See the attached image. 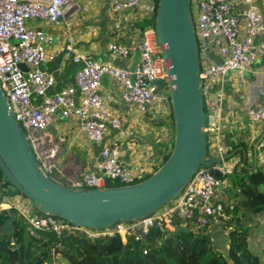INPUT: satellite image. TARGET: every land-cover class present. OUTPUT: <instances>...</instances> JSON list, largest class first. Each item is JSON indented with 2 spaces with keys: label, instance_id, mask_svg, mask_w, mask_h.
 Listing matches in <instances>:
<instances>
[{
  "label": "built area",
  "instance_id": "built-area-1",
  "mask_svg": "<svg viewBox=\"0 0 264 264\" xmlns=\"http://www.w3.org/2000/svg\"><path fill=\"white\" fill-rule=\"evenodd\" d=\"M192 2L197 7L194 25L206 114L207 157L213 160L210 167L201 165L165 209L105 229L85 228L51 214L36 213L34 205L20 198L0 203V210L14 208L29 222V235L38 237L42 230L55 231L59 235L85 231L94 238L119 233L125 242L126 236L143 239L154 226L170 227L174 216L202 227L210 226L223 215V204L215 199L221 179L211 169L226 175L242 164L232 161L225 151L222 121L228 113L222 83L230 72L243 74L248 71L256 58L264 53V43L255 41L258 35L264 34V16L253 0ZM238 3H245L247 7L237 11ZM157 4L156 0H113L112 10L133 9L154 15ZM79 9V3L74 0H0V85L40 168L52 180L74 189L104 188L109 181L120 185L134 184L145 175L144 172H153L155 167L149 164L145 168L139 165L131 168L121 161V136L126 121L114 113L111 95L102 92V79L109 77L120 98L134 104L139 111L147 112L159 106L171 109L170 99L162 92L161 85L162 80L166 82L160 54L162 45L151 28L141 39L136 63L128 66L119 62L130 59L129 45L111 40L107 45L108 58L94 59L75 50L76 36L68 31L63 45L64 57L81 66L75 74V85L50 93L55 85V75L43 65L55 58V37L34 22L59 25ZM260 94L261 102L246 109L251 122L264 120V88ZM33 95L39 97L38 103L33 100ZM57 112L64 118H77L80 130L91 143L100 144L111 132H117L102 146L91 168L78 171L71 158L61 160L65 138L55 136L50 130Z\"/></svg>",
  "mask_w": 264,
  "mask_h": 264
},
{
  "label": "crops",
  "instance_id": "crops-1",
  "mask_svg": "<svg viewBox=\"0 0 264 264\" xmlns=\"http://www.w3.org/2000/svg\"><path fill=\"white\" fill-rule=\"evenodd\" d=\"M74 1L79 3L80 9L75 14L65 17L59 25L54 26L44 21L34 22V25L46 29L55 37L53 46L55 58L43 65L45 70L55 75V85L50 93L75 85V74L81 66L80 63L64 57L63 45L68 31L76 36L75 50L88 54L94 59L108 58L107 45L111 40L117 39L129 45L130 59L119 64L133 66L139 55L141 39L151 29L142 28L144 16L150 14L133 9L113 12V0ZM253 4L264 16V0H253ZM246 7L245 3L236 5L237 11ZM243 23L242 16V27ZM255 41L264 43V34L258 35ZM262 71H264V53L256 58L248 71L243 74L230 72L222 83L225 111L228 113V117L222 121L225 151L232 161L241 162V166L245 168L242 170L240 167L235 172L227 174L221 180L215 194V199L223 204L224 211L222 216L208 226V230L214 244L222 250L227 247L228 229L222 228L221 223L236 214L244 215V221L250 226L247 240L251 250L261 254L264 248V209L253 213L244 208L240 202V187L237 182L238 172L241 176L255 167L264 170V120L251 122L246 113L249 105L261 102L260 92L264 88ZM102 92L111 95L114 113L122 116L126 121L121 136V161L131 168L138 165L145 168L149 164L155 166L174 139V121L170 115V108L168 112L163 109L160 111L155 107L147 112L139 111L134 104L125 103L120 98L115 83L109 77L102 79ZM33 100L38 103L40 99L33 95ZM50 130L55 136L65 138L60 158L62 161L71 158L78 171L91 168L99 157L102 146L117 135V132L113 131L103 139L102 143H91L80 130L77 118H64L59 112L53 115ZM233 145L234 149H232ZM16 198L25 200L20 195H16L14 199ZM54 264H68V262L57 256Z\"/></svg>",
  "mask_w": 264,
  "mask_h": 264
},
{
  "label": "water",
  "instance_id": "water-1",
  "mask_svg": "<svg viewBox=\"0 0 264 264\" xmlns=\"http://www.w3.org/2000/svg\"><path fill=\"white\" fill-rule=\"evenodd\" d=\"M155 33L174 121L173 148L150 176L134 184L74 189L40 168L0 85V168L41 213L90 229L143 218L171 201L207 160L206 114L192 0H158ZM21 67L26 69L24 64Z\"/></svg>",
  "mask_w": 264,
  "mask_h": 264
},
{
  "label": "trees",
  "instance_id": "trees-1",
  "mask_svg": "<svg viewBox=\"0 0 264 264\" xmlns=\"http://www.w3.org/2000/svg\"><path fill=\"white\" fill-rule=\"evenodd\" d=\"M155 17L156 14L144 16L142 28H154ZM161 85L162 92L169 97L167 83L162 80ZM170 115L173 118L171 109ZM173 143L174 140L155 169L167 159ZM241 169L244 170V166ZM211 171L221 180L227 176L217 170ZM239 175L238 172L241 205L253 213L260 212L264 209V170L255 167ZM116 185L120 183H107V186ZM20 194L0 168V203H8ZM35 212L41 213L37 209ZM244 218L236 214L222 221L221 227L228 229L227 247L222 250L214 244L208 226L196 227L175 216L170 227L154 226L143 239L126 236L124 242L119 233L94 238L85 231L59 235L55 231L42 230L34 237L29 235V222L16 209L6 208L0 210V264H54L57 256L68 264H264V248L257 254L249 247L250 226Z\"/></svg>",
  "mask_w": 264,
  "mask_h": 264
},
{
  "label": "rangeland",
  "instance_id": "rangeland-1",
  "mask_svg": "<svg viewBox=\"0 0 264 264\" xmlns=\"http://www.w3.org/2000/svg\"><path fill=\"white\" fill-rule=\"evenodd\" d=\"M192 15H193V20H194V23L196 22V19H197V7H196V5H195V2H192ZM116 91H117V93H118V95L120 96V94H119V92H118V90L116 89ZM160 111H161V109H163V110H167V111H165V112H168V108H161L160 106H159V108H158ZM156 165V164H155ZM210 165H211V163H210ZM206 166H209V165H206ZM155 167V166H154ZM263 189H264V187H263ZM20 196H23V198H25V200H27L31 205H34V203H33V200L32 199H30L29 197H27V196H24L23 194H20ZM171 202V201H170ZM170 202H168V203H166L165 205H163V207L160 209V210H163V209H165L166 207H168L169 206V204H170Z\"/></svg>",
  "mask_w": 264,
  "mask_h": 264
}]
</instances>
